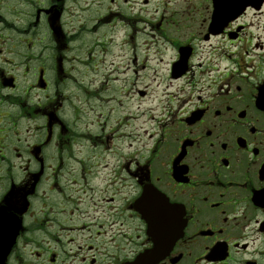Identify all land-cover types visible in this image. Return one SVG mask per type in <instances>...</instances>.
Wrapping results in <instances>:
<instances>
[{"label":"flooded vegetation","instance_id":"af4514ba","mask_svg":"<svg viewBox=\"0 0 264 264\" xmlns=\"http://www.w3.org/2000/svg\"><path fill=\"white\" fill-rule=\"evenodd\" d=\"M90 1L98 10L87 0H0L4 264H264V0L218 31L207 2L186 17L179 1L161 0L144 22L167 40L185 34L172 37L166 74L180 85L156 98L143 134L140 107L163 80L162 59L111 41L130 0ZM87 12L92 27L74 22ZM93 30L96 45L83 43ZM102 62L146 86L135 108L90 89L102 86L92 78ZM85 109L99 110L96 128L81 125Z\"/></svg>","mask_w":264,"mask_h":264},{"label":"rangeland","instance_id":"374dc122","mask_svg":"<svg viewBox=\"0 0 264 264\" xmlns=\"http://www.w3.org/2000/svg\"><path fill=\"white\" fill-rule=\"evenodd\" d=\"M87 4H89L91 1L87 0ZM150 2L148 3L149 5L144 6V0H130L126 4V11H125V26L124 28L121 27L122 32L118 33L117 36L112 37L111 41L114 44H117V51H126L128 52L131 48H138V46L142 47V52L143 53H151L153 54L152 57L162 59L158 61L159 63L157 65L154 64L155 67H157V72L162 75L161 78H163L160 85H151L147 89L149 90V95L145 100H142L143 104L140 107V112L144 113L145 115H141V118L139 121H141V132H143L147 129L150 130L152 127V124L155 122L152 119V116L154 114L152 113L153 106H156V98L159 96H163L166 98V95L169 97H172L175 93H177V90H179V82H174V83H169V81L166 79V74L168 72L171 58L170 56L174 55L173 52L175 51V47L172 45L175 40L184 39L185 34H180V35H172V37L168 36V40L166 38H162L160 34L154 35L151 33V29L149 28L150 24L146 23L144 21H149L150 19L148 18L150 15H160L159 11L162 10V7L160 4L161 0H149ZM172 1V0H170ZM179 3L182 4V14L184 16H188V14L191 12V7L192 6H197L199 4V0H177ZM207 2L209 5L212 7V0H203ZM91 4L92 10H98L96 8V5L93 3ZM175 4V3H174ZM174 4H171V8L167 9L164 13L162 14H172V8ZM205 9L202 7V12H204ZM206 12V11H205ZM94 13L92 12H87L83 16L82 15H76L74 17V22H77L79 25L83 24L84 22L87 23L90 27L93 26L92 20L90 19L91 16H93ZM82 17L84 21L82 20H77L78 18ZM139 17V18H138ZM181 17V16H180ZM136 20L134 23L133 21ZM142 21V22H138ZM138 26L139 27V32L134 33V37L132 40L129 39V32L131 31L132 26ZM204 24H200L198 27V31H201L203 29ZM126 33L124 35L123 33ZM93 33L95 34V37L93 34H86L83 33L81 36V41L85 44L89 45H96L97 39H98V34L93 30ZM102 32H99V36H101ZM171 44V48L168 50H164L162 48V44ZM98 49V48H97ZM99 50V49H98ZM155 53H157L155 55ZM162 55H160V54ZM160 55V56H159ZM96 58V56H94ZM109 64L107 63H101L100 64V69L95 73L94 76H92L93 79H101L102 81V86L101 82H93V86L90 87L93 88L95 91H99V100L103 98L104 96L108 97H116V100L119 101V104L122 108H124L126 105H131V107H136L139 104V101H136L138 98L137 96V89L138 88H146L145 85H140L136 84L134 82V79L131 77V70L128 69V67L124 68H119L118 71H115V67H108ZM106 71H111L109 74H107ZM102 73V75H101ZM118 77L117 80H115V77ZM124 78V79H123ZM99 86V87H97ZM115 89L117 92L115 93ZM167 92V93H166ZM164 93L166 95L164 96ZM126 95V96H124ZM133 96V99L130 98V96ZM82 97H85V94H82ZM80 101H85L87 99H77ZM91 104L96 105V100H92ZM115 104V99L114 101H110L109 105L112 108ZM159 111V108L156 110V112ZM83 117H84V123L81 124L82 126L85 125V123H93V127L96 128L95 122L98 123V121H95L98 117L99 110L95 109L93 112H88L86 109L82 111ZM138 115V114H137ZM140 116V115H138ZM65 120V119H63ZM95 121V122H94ZM65 122H67L65 120Z\"/></svg>","mask_w":264,"mask_h":264},{"label":"bare ground","instance_id":"6f19581e","mask_svg":"<svg viewBox=\"0 0 264 264\" xmlns=\"http://www.w3.org/2000/svg\"><path fill=\"white\" fill-rule=\"evenodd\" d=\"M205 9H207V6H206V4H205ZM162 48H163V49H165V50H167V49H168V47H167V46H163ZM110 101H112V99H110Z\"/></svg>","mask_w":264,"mask_h":264}]
</instances>
